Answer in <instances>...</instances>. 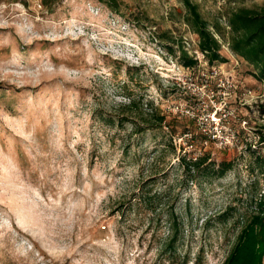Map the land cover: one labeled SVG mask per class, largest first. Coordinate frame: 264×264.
Listing matches in <instances>:
<instances>
[{"label": "rangeland", "instance_id": "1", "mask_svg": "<svg viewBox=\"0 0 264 264\" xmlns=\"http://www.w3.org/2000/svg\"><path fill=\"white\" fill-rule=\"evenodd\" d=\"M191 1L217 37L264 6ZM117 4L0 0V264H225L264 199L254 68L224 38L210 64L181 0ZM184 117L218 137L190 170Z\"/></svg>", "mask_w": 264, "mask_h": 264}, {"label": "trees", "instance_id": "2", "mask_svg": "<svg viewBox=\"0 0 264 264\" xmlns=\"http://www.w3.org/2000/svg\"><path fill=\"white\" fill-rule=\"evenodd\" d=\"M99 1L116 12L118 7L117 0ZM181 2L186 10L185 21L191 31L198 37L199 51L207 58L210 64H214L217 61L223 62L224 59L221 55L222 43L220 40L224 38L229 49L235 53L237 57L254 68L252 75L258 81L264 83V6L233 10L229 14L226 22L228 31L224 34L220 27H216V33L219 36L217 37L202 16L197 4L193 3L191 0H181ZM181 55L186 67H193L197 64L198 60L195 56L189 55L184 48L181 51ZM187 118L184 117L183 119L187 127L184 126L182 134L191 135L187 146H190L192 150L186 151V145L181 144L179 146V151L186 152H184V155L179 160L181 165L190 170V168L202 167L210 160L208 154L190 157L193 152H197L198 148L204 149L206 146L216 143L217 139L212 138V135L209 133L210 129L205 132L202 131L198 127L196 119ZM165 121V116L154 115L153 121L151 122L156 125L152 126V128L155 126L162 127ZM195 125L197 126L198 133L191 131L193 128L196 129ZM172 132L176 134V130L173 129ZM205 140H209V142L205 144ZM232 166V162H221L216 172L217 178H222ZM260 174H264V169H261ZM175 237L176 234L173 238ZM233 253L225 264H262V257L264 254V199H260L258 210L250 218L248 224L242 229L239 243Z\"/></svg>", "mask_w": 264, "mask_h": 264}, {"label": "built area", "instance_id": "3", "mask_svg": "<svg viewBox=\"0 0 264 264\" xmlns=\"http://www.w3.org/2000/svg\"><path fill=\"white\" fill-rule=\"evenodd\" d=\"M189 45V44H188ZM190 46V45H189ZM202 131H207V130H209V129H205L204 127H201L200 128ZM209 133L212 135V138L213 139H217L218 140V137L216 136V132L214 131V130H212V129H210V131H209ZM188 138H191V135L190 134H185ZM209 142V140H205V144H207Z\"/></svg>", "mask_w": 264, "mask_h": 264}]
</instances>
